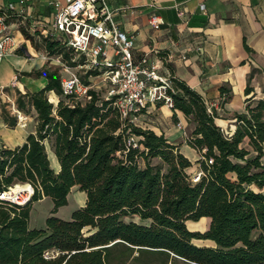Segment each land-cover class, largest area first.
<instances>
[{
  "label": "trees",
  "instance_id": "1",
  "mask_svg": "<svg viewBox=\"0 0 264 264\" xmlns=\"http://www.w3.org/2000/svg\"><path fill=\"white\" fill-rule=\"evenodd\" d=\"M22 34L33 48L36 36L47 57L69 68L85 65L61 41L38 31ZM16 54L28 58L25 46ZM99 74L88 69L80 80L89 86L88 78ZM25 76L43 77L46 84L36 92L15 89L14 110L32 115L35 129L22 145L0 148V192L28 184L33 194L23 206L0 201V264H105L104 249L116 241L166 249L197 264H264V100H245L229 136L201 96L170 76L173 120L178 111L193 125L186 143L199 155L201 172L193 184L187 172L192 164L179 148L122 118L115 97L102 99L90 90V101L74 103L62 94L60 69L48 63ZM49 94L58 97L56 105ZM1 120L9 129L17 123L5 108ZM46 146L58 171L50 167ZM73 187L85 193V203L70 220L49 216L45 229L29 228L33 203L51 199L54 214ZM135 217L150 223L136 224ZM201 218L210 219L205 233L186 230V221ZM191 239L210 240L215 247L197 248Z\"/></svg>",
  "mask_w": 264,
  "mask_h": 264
},
{
  "label": "crops",
  "instance_id": "2",
  "mask_svg": "<svg viewBox=\"0 0 264 264\" xmlns=\"http://www.w3.org/2000/svg\"><path fill=\"white\" fill-rule=\"evenodd\" d=\"M49 1L54 0H27L24 11L28 22L19 17L8 21L16 49L0 62V89L12 86L24 93L36 92L45 86L43 77L25 76V73L41 69L45 62L29 55L28 58L18 56L16 50L25 46L28 54L32 49L31 42L22 34V30L29 34V25L36 26L39 35L44 37L43 28L50 27L52 21ZM57 1L64 3V0ZM106 2L112 11L113 23L134 37L135 57L145 56L156 62L161 75L172 76L198 93L207 110L214 113L215 124L224 134L234 133V115L245 112L246 99L264 100V0ZM7 3H13L15 10L20 8L16 0H0V6ZM152 14L163 21L158 30L149 24ZM247 87L251 90L248 95L245 94ZM175 117L176 121L172 110L166 106L153 104L136 115L134 120L138 125L133 123L163 135L168 144L177 146L192 164L187 172L193 174L199 171L196 164L199 155L186 143L193 125L181 112L175 111ZM33 133L0 124V148L20 146L27 135ZM48 159L50 167L58 171L51 150ZM261 161L264 164V157ZM132 221L143 226L150 223L137 217ZM184 225L190 233L203 234L209 228L210 219L186 221ZM190 244L197 248L215 247L212 241L203 239H191ZM104 261L105 264H197L166 249L131 246L121 241L106 246Z\"/></svg>",
  "mask_w": 264,
  "mask_h": 264
},
{
  "label": "built area",
  "instance_id": "3",
  "mask_svg": "<svg viewBox=\"0 0 264 264\" xmlns=\"http://www.w3.org/2000/svg\"><path fill=\"white\" fill-rule=\"evenodd\" d=\"M27 0H16L19 9L13 3L0 6V62L13 53L16 42L6 20L19 17L28 22L24 11ZM52 10L50 27H44V37L61 41L75 53L76 58L83 57L87 70H97L105 77L109 91L105 99L115 97V106L122 118H134L148 105L162 104L171 109L173 92L170 76L161 75L156 62L147 57H135L134 37L120 30L112 20V11L106 0H57L49 1ZM203 9V6H201ZM149 24L158 30L163 21L155 14L149 18ZM29 32L35 33L36 26L29 25ZM60 62L59 58L57 59ZM61 63V62H60ZM62 64V63H61ZM63 68L68 77L61 80L63 96L70 97L74 103L84 104L91 100V86L84 85L80 77ZM20 129L27 126V117L14 110ZM136 147V139L130 138L128 145ZM201 172L191 175V183L199 181ZM33 188L28 184H16L0 192V201L10 205L23 206L31 198Z\"/></svg>",
  "mask_w": 264,
  "mask_h": 264
},
{
  "label": "rangeland",
  "instance_id": "4",
  "mask_svg": "<svg viewBox=\"0 0 264 264\" xmlns=\"http://www.w3.org/2000/svg\"><path fill=\"white\" fill-rule=\"evenodd\" d=\"M29 33H30V35H34L31 32H29ZM34 39L36 42V46H35V48L32 47L30 52H28L29 57L33 58V59L44 61L45 64L48 63V66L51 68L60 69L61 78L62 79L67 78L68 73L65 72L63 65L60 62H58V60H57L58 58L57 57H51V58L47 57V55L44 53V51L42 49V42L40 41V39H37L36 36H34ZM80 66L81 65H78L75 68H71L69 70V72H73V73L77 74L79 77H83L85 75V72L87 71V69L84 67H80ZM88 81L90 83L91 89L93 91H95L100 98L105 99L106 97H108L107 94L109 91V85H108L105 77L102 74H99L96 77H89ZM15 89L16 88H14L12 86H9L8 90H6V91L3 89H0V124H3L2 120H1V109L5 108L8 111H10V113L12 115L15 114V112H14V100H15V96H16L15 95ZM48 99H49V101H50V99L52 100L50 102L53 105H56V103L58 101V97L54 96L53 94L48 95ZM24 115L27 117L26 128L20 129L18 127L17 123H16L15 128L17 130H24L26 132L34 131V129H35L34 117L32 115H26V114H24ZM133 121L135 124L138 125L137 120H133ZM14 129H12V130H14ZM46 152H47V155L49 157L50 156V148L48 146H46ZM138 162H139L140 166H142L145 161H144V159L140 158V159H138ZM150 163L153 165L160 164L158 159H152L150 161ZM193 174H189V175L191 176ZM84 199H85V195L83 192H80L78 190V188L73 189L67 195L66 205L58 208L54 214H51V211L53 208V204H52L51 199L43 198L42 200L33 203L31 206L30 213H29V228L30 229H45V220L49 216H53V217H56L58 219L65 220V221L70 220L72 212L77 210L79 208V206L83 205Z\"/></svg>",
  "mask_w": 264,
  "mask_h": 264
}]
</instances>
